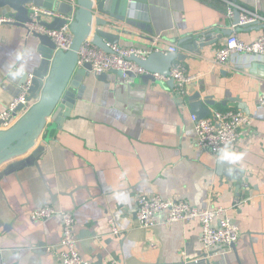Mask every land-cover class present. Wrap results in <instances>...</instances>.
I'll return each mask as SVG.
<instances>
[{
  "label": "crops",
  "instance_id": "obj_1",
  "mask_svg": "<svg viewBox=\"0 0 264 264\" xmlns=\"http://www.w3.org/2000/svg\"><path fill=\"white\" fill-rule=\"evenodd\" d=\"M128 1L142 3L137 13L147 18L136 19L139 28H128L134 34H123L119 45L147 47L151 36L160 35L162 46L180 47L181 59L174 62L197 78L184 97L169 82L125 80L114 71L103 78L86 75L69 114L56 108L54 126L31 154L0 167L2 263L61 264L59 218L33 221L29 216L45 203L72 212L77 251L85 260L186 264L201 259L198 221L164 225L162 213L151 228L138 225L137 197L159 194L197 209L221 207L240 232L234 245L223 249V264H264V107L257 101L264 90V58L237 59L251 68L214 64L228 36L222 31L234 28V11L239 12L235 8L229 17L225 0ZM231 1L264 18V0ZM200 34L213 41L199 52L185 48ZM231 34L255 39L264 36V27ZM39 45L24 27L0 24V111L16 96L24 74L37 66ZM194 93L213 101L202 102L206 116L230 109L249 117L237 143L217 157L196 146L189 100ZM206 256L215 264L222 258L217 249Z\"/></svg>",
  "mask_w": 264,
  "mask_h": 264
},
{
  "label": "built area",
  "instance_id": "obj_2",
  "mask_svg": "<svg viewBox=\"0 0 264 264\" xmlns=\"http://www.w3.org/2000/svg\"><path fill=\"white\" fill-rule=\"evenodd\" d=\"M59 5L69 6V12H63L60 8H48L38 5H31L29 8L30 21L25 23L27 33H39L48 35L55 45V50H67L72 34L69 29L70 23L74 20L76 9L75 0H54ZM228 4L227 15L232 16L235 8L239 10V25L249 23H262L264 18L256 12L244 9L231 0H225ZM54 18L65 20L59 29H47L40 21L51 22ZM15 19L7 14H0V24L13 23ZM151 43L147 47L111 45V52L92 44L86 39L78 50L77 67L84 64L91 65L90 72L94 75L110 71H120L122 79L129 80V73L135 77L143 75L150 76L154 81H172L174 91L179 96L188 95V85L196 80V75L189 73L187 68L178 62H173L168 75L159 72H150L140 66L131 57L146 59L153 51L178 52L179 46L169 44L162 46L164 42L160 35L150 37ZM264 58V36L255 39L245 40L236 34L227 36L222 45L216 50L212 59L215 65L230 67L234 69L251 68L250 62L237 61L242 56ZM232 62V64H230ZM32 73L26 74L24 82L19 87V93L0 111V130L11 127L21 115L30 108L34 100H29ZM258 103L264 107V90L257 98ZM21 105L20 109L17 107ZM196 133V146L217 157L224 151L237 143L240 130L245 126L249 117L242 111L235 110H213L210 115L197 117L191 115ZM221 207H208L197 209L186 201L179 198H162L159 194H141L136 199L135 218L142 228H151L156 223V217L164 214L161 223L170 225L177 221L192 222L198 221L201 226V242L204 254L213 249L219 250L220 257H223V249L235 243L240 232L230 218L224 213ZM30 219L33 221L45 220L57 216L61 224V238L59 242V259L61 264H95L85 260L77 251V239L74 232V216L72 212L58 209L50 203H45L30 211ZM112 232L117 233L118 229L112 227ZM151 245H154L151 243ZM2 249L0 248V264ZM109 264H116L111 261Z\"/></svg>",
  "mask_w": 264,
  "mask_h": 264
},
{
  "label": "water",
  "instance_id": "obj_3",
  "mask_svg": "<svg viewBox=\"0 0 264 264\" xmlns=\"http://www.w3.org/2000/svg\"><path fill=\"white\" fill-rule=\"evenodd\" d=\"M76 9L74 20L70 23L69 29L72 40L67 50H55V45L51 38L46 34L32 33L39 41V60L32 72L31 88L29 100L34 103L26 110L21 117L8 129L0 130V167L19 157L30 155L32 148L37 144L45 131L54 126L51 116L56 108H62L64 115L69 114V110L74 104L77 93L84 87L81 82L90 73L91 65L84 64L77 67L78 50L81 44L88 39L92 44L111 52V45H119L120 39L124 34H134L131 29H138L136 19H146L145 14L138 15L137 9L143 7L142 3L128 0H75ZM31 5H38L48 8H60L54 0H41L36 3L34 0H0V13L12 16L15 24L25 28V23L30 21L29 8ZM134 7V8H133ZM47 29H59L65 20L54 18L51 22L40 21ZM233 29L222 31L230 35L234 31L258 29L264 24L258 22L239 25V12L234 11ZM192 42L185 45L192 51L199 52V47L213 41L209 34H200L192 37ZM179 52L160 51L151 52L146 59L131 57L136 63L150 72H159L168 75L171 64L175 59H181ZM253 66V65H252ZM121 74L120 71H114ZM24 74V80L26 78ZM106 73L96 75L105 77ZM130 77H135L129 73ZM142 81H154L150 76L143 75ZM172 83V81H169ZM173 84V83H172ZM76 89L77 92L73 90ZM19 89L17 94L19 93ZM16 94V95H17ZM190 109L192 114L197 117H205L207 110L202 102L212 105L213 101L208 97L200 98L199 93H194L189 97ZM21 105L17 107L19 110ZM225 175H229L225 173ZM231 244V246H233ZM222 257L218 264H223ZM95 264H102L101 258ZM186 264H215L211 262L206 254L201 259L190 261ZM225 264V263H224Z\"/></svg>",
  "mask_w": 264,
  "mask_h": 264
},
{
  "label": "clouds",
  "instance_id": "obj_4",
  "mask_svg": "<svg viewBox=\"0 0 264 264\" xmlns=\"http://www.w3.org/2000/svg\"><path fill=\"white\" fill-rule=\"evenodd\" d=\"M236 159H240V156L235 157Z\"/></svg>",
  "mask_w": 264,
  "mask_h": 264
}]
</instances>
